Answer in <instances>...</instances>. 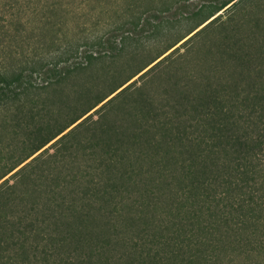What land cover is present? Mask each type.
I'll return each instance as SVG.
<instances>
[{
	"label": "trees",
	"instance_id": "1",
	"mask_svg": "<svg viewBox=\"0 0 264 264\" xmlns=\"http://www.w3.org/2000/svg\"><path fill=\"white\" fill-rule=\"evenodd\" d=\"M181 1L0 0L1 121L19 120L27 112L34 117L33 107L40 98H47L51 88L63 87L81 74L94 73L100 63L108 62V59L115 62L135 53L140 43L137 34L143 29L145 19L153 12L170 11ZM143 2L151 4L144 6ZM230 3L228 8L233 11L223 21V28L217 32L219 41L211 49L218 59L217 63L211 64L213 74L208 75L201 69L203 77H200L199 73L191 74L189 71L173 84L174 90H167L165 96L145 92L149 86L147 82L137 86L140 95L130 103H138L139 109L129 110L135 123L132 127L109 124L102 118L108 108L121 101L119 98L136 80L120 89L97 110H102L98 129L110 139L105 141L102 150H98V144H91L93 152L90 157L100 174L98 182H102L101 174L106 176H103L105 185H101L102 190H85L90 204L105 199V188L119 190L130 183L139 184L137 177L145 170L161 172L164 176L173 174L179 167L187 169L191 185L202 189V192L216 183L226 185L240 195L250 187V183H262V169L256 160L264 151V133L255 134L245 123L243 113L259 112L264 116V0L223 2L201 18L186 35L159 51L137 73L153 62L143 74L147 76L157 72V67L180 46L159 59L166 51ZM78 8L86 10L77 12ZM109 10L113 13H108ZM217 17L195 31L184 44L194 40ZM167 21L159 18L155 22L152 33L148 35L155 43L160 41L161 35L172 37L176 33V25H168ZM135 74L45 138L0 178L60 135ZM36 76L43 78L41 83H34ZM28 103L33 104L29 110ZM56 104L54 101L47 106ZM28 165L29 162L17 173ZM146 165L149 169H144ZM261 187L264 191V186ZM2 188L3 184H0V264H43V257L49 261L56 254L51 248H56L61 240V236L58 239L56 234L60 228L58 216L51 214L46 219L44 208L40 210L43 219L36 216L28 220V210L38 212L41 209L40 197H34L31 209L21 210L13 203L11 192L8 198L1 197L6 195ZM40 189L36 184L34 191L40 192L39 195ZM24 193L29 192L24 190ZM4 199L7 200L2 203ZM21 201L25 202L24 195ZM10 206L12 211L6 212V207ZM251 208L255 210L257 206ZM47 220H53L54 224ZM194 258L184 260V263H202ZM105 264L117 263L106 259Z\"/></svg>",
	"mask_w": 264,
	"mask_h": 264
},
{
	"label": "rangeland",
	"instance_id": "2",
	"mask_svg": "<svg viewBox=\"0 0 264 264\" xmlns=\"http://www.w3.org/2000/svg\"><path fill=\"white\" fill-rule=\"evenodd\" d=\"M225 1L228 0H183L170 11L151 13L137 34L140 43L135 53L115 62L108 59V62L100 63L94 73L81 74L63 87L51 88L47 98H40L33 107L34 117L27 112L19 120L13 118L5 122L1 121L0 115L1 176L45 138L136 73L117 91L0 178L1 191L6 194L1 197L8 198L11 192L13 203L21 210L31 209L34 197H40L41 209L38 212L28 210V220L36 216L43 219L40 210L44 208L46 219L51 214L58 216L60 228L56 234L61 240L56 248H51L56 254L49 261L43 257V264H105L106 259L117 264H185L194 257L201 264H264V191L261 189L264 186V151L256 160L262 169V183H250L240 195L226 185L216 183L202 192L191 185L187 169L181 167L164 176L161 172L145 170L137 177L139 184L130 183L119 190L105 188V199L92 204L85 194L88 188L102 190L100 187L105 183V173L101 174L102 182H98L100 174L90 157L93 152L91 144H98V150H102L105 141L110 139L98 129L102 110H97L107 99L136 80L119 98L122 103L116 102L101 117L109 124L132 127L135 123L129 110L139 109L138 103H130L140 95L137 86L147 82L149 86L145 92L165 96L167 90H174L173 84L189 71L199 73L200 77H203L201 69L208 75L213 74L211 64L217 63L218 59L211 49L219 41L217 32L223 28V21L233 11L228 8L232 2L166 51L159 59L180 46L157 67V72L143 74L155 62L137 71ZM146 4L151 3L143 2L144 6ZM82 10L86 9L78 8L77 12ZM216 16L202 33L184 44L189 36ZM159 18L167 19L168 25L175 24L177 31L172 37L161 35L160 41L155 43L148 35ZM35 78L34 83L43 80L41 76ZM40 89L44 91V88ZM50 95L53 97L49 98ZM54 101L56 105L47 106ZM32 105L28 103L27 109ZM243 116L255 134L264 133L261 113L244 112ZM81 121L76 129L57 140ZM27 162L29 165L18 174L17 170ZM144 169H149L148 165ZM36 184L41 188V195L34 191ZM12 193L15 194L11 196ZM23 195L25 202L21 201ZM253 205L257 206L255 210L251 208ZM11 206L6 207V212L12 211ZM53 220L47 221L54 224Z\"/></svg>",
	"mask_w": 264,
	"mask_h": 264
}]
</instances>
